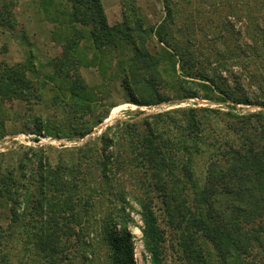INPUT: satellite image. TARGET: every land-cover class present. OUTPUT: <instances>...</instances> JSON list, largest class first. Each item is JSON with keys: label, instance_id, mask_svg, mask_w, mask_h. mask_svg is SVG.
Segmentation results:
<instances>
[{"label": "rangeland", "instance_id": "rangeland-1", "mask_svg": "<svg viewBox=\"0 0 264 264\" xmlns=\"http://www.w3.org/2000/svg\"><path fill=\"white\" fill-rule=\"evenodd\" d=\"M73 4V0H0V74L15 67L26 82L16 94L0 92V172L18 178L17 191L31 199L30 193H37L39 161L43 169L44 165L50 170L64 167L60 179L69 183L70 173L75 175L78 193L86 201V206L74 201L75 217L69 218V211L56 213L63 215L56 230L64 250L49 257L37 248L38 219L33 222L26 216L18 198L19 220L14 221L11 203L0 198V264H152L138 214V197L144 194L147 180L143 166L132 162L129 148L130 142H141L143 126L138 123L135 131L130 127L131 133L118 121L131 119L128 115L135 111L143 117L197 107L194 103L218 109L215 115L206 113L210 119L197 136L201 150L193 153L204 177L209 159H222L220 145L237 139L225 137L236 121L227 112L241 115L264 109L260 105L264 103V0H97L100 12L90 0ZM92 13L99 28L100 13L104 18L109 14L111 22L105 21L112 27L113 43H107L102 31L86 18ZM135 47L148 57H136ZM151 62L157 63L158 74L151 66L135 69ZM133 75H139L141 83L147 77L161 80L157 95L170 100L150 105L129 102L126 86L130 88ZM220 89L243 103L229 100L234 106L227 107L201 99L219 96ZM139 90L138 97L148 102L154 98L147 86ZM188 93L197 97L184 98ZM114 107L112 118L103 122ZM110 121L111 128L105 130ZM165 122L161 135L165 141L184 130L173 120ZM182 154L176 159L182 161ZM123 191L131 205L125 208L127 215L120 214ZM150 194L164 232L161 264H186L180 229L169 222L157 192ZM200 241L209 264H218L212 245Z\"/></svg>", "mask_w": 264, "mask_h": 264}, {"label": "trees", "instance_id": "trees-1", "mask_svg": "<svg viewBox=\"0 0 264 264\" xmlns=\"http://www.w3.org/2000/svg\"><path fill=\"white\" fill-rule=\"evenodd\" d=\"M73 1L74 6L78 4V0ZM90 1L96 6L95 12H100L101 8L97 6V0ZM94 14L96 13L89 14L86 18L99 28L96 26ZM100 14L102 20L99 29L105 35L107 43H113L114 34L110 30L112 27L106 23L103 13ZM138 21L135 20L136 27L140 26ZM134 50L136 57L143 59L148 57L138 48L135 47ZM147 64L140 63L135 69L145 70L151 66L153 72L159 73L156 62ZM153 79L147 77V80L141 83L140 76L133 75L129 83L127 81L130 88L125 85L126 90L130 89L127 100L137 105H150L170 100L157 95L158 83L160 84L161 80ZM20 84L26 87L24 74L15 67H9L0 74L1 94L6 96L11 93L16 94ZM144 86L154 93V98L149 102L138 97L137 94L140 92L139 87ZM219 92L220 95L217 97L205 96L201 99L221 102L227 107L234 106L227 103L229 100L233 103H243L242 100L228 95L223 89ZM195 97H197L195 93L184 96V98ZM194 104L197 107L171 109L167 112L145 114L133 120L118 121L126 125V131L130 130L131 133L130 127L135 131L138 123L143 126L144 137L141 138V142L134 145L132 141L129 148L133 152L132 162L134 165L143 166L142 175L147 180L144 194L141 198L138 197V214L142 221L144 248L151 257L152 264L162 263L164 232L158 224L153 197L150 194L155 191L162 201L169 222L174 224L176 229H180V244L186 264H209L200 239L212 245L218 257V264H264V109L241 115L227 112L228 115L236 118V121L230 123V130L228 128L225 137L233 136L237 139L233 142L226 139L222 146L220 145L222 159H209L204 177H201L202 173H198L193 160V153L201 150L197 136L201 135L202 125L205 124L206 119H210L206 113L215 115L219 111L208 105ZM260 105L264 107V103ZM172 120L176 126L184 130L173 140L168 135V142L164 139L166 137L161 135L167 128L165 121L169 123ZM111 126L108 125L105 130L110 129ZM87 133H83L82 137ZM131 138H134L133 134ZM180 152L185 154L181 156L182 161L176 159ZM24 159L28 160L26 156ZM58 167L50 170L44 165L43 169V164L39 161L37 193L31 192V199L25 192L17 191L21 184L18 183V178L8 173L9 176L2 175L0 172V198L11 203L9 212L12 219L19 220L15 205L20 198L23 209L27 210L24 212L26 216L33 222L38 219L40 230L38 229L35 238L37 248L49 257L64 250V245L60 247L59 244L60 231L56 230L57 220L63 215L59 216L56 213L62 210L69 211V218H72L75 217L72 212L74 201H80L81 206H86L84 197L78 193L79 182L77 183L75 175L70 173L69 179L72 182L67 183L66 180L60 179L65 168ZM44 172H46L45 176ZM20 176L25 178L23 175ZM21 186L22 189L24 185ZM125 194L124 191L120 192L121 215H127L125 208H131ZM113 231L118 235L115 230Z\"/></svg>", "mask_w": 264, "mask_h": 264}, {"label": "crops", "instance_id": "crops-1", "mask_svg": "<svg viewBox=\"0 0 264 264\" xmlns=\"http://www.w3.org/2000/svg\"><path fill=\"white\" fill-rule=\"evenodd\" d=\"M105 19L107 20V22H111V17H109V14L108 13H105ZM91 68H95L96 70H98V68H97V66L96 67H94V66H90ZM93 72H95L94 70H93ZM88 88V87H87ZM89 89V88H88ZM131 112V111H130ZM140 115H141V113H139L138 111H135V112H132L130 115H128V116H132V117H130L132 120L133 119H137L138 117H140ZM108 117H105V118H103V122H106ZM111 124V121H110V123H108L107 125H110Z\"/></svg>", "mask_w": 264, "mask_h": 264}, {"label": "bare ground", "instance_id": "bare-ground-1", "mask_svg": "<svg viewBox=\"0 0 264 264\" xmlns=\"http://www.w3.org/2000/svg\"><path fill=\"white\" fill-rule=\"evenodd\" d=\"M137 106V105H136ZM119 107V106H118ZM117 107H114L112 110V113L110 114V116H108V118L106 119L107 121H109L112 118V114L115 112Z\"/></svg>", "mask_w": 264, "mask_h": 264}]
</instances>
